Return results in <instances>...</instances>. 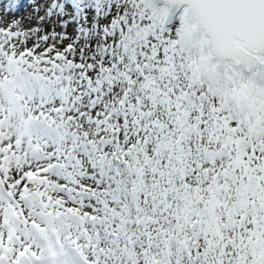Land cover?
Listing matches in <instances>:
<instances>
[{
  "label": "snow or ice",
  "instance_id": "1",
  "mask_svg": "<svg viewBox=\"0 0 264 264\" xmlns=\"http://www.w3.org/2000/svg\"><path fill=\"white\" fill-rule=\"evenodd\" d=\"M0 264H264V0H0Z\"/></svg>",
  "mask_w": 264,
  "mask_h": 264
},
{
  "label": "rangeland",
  "instance_id": "2",
  "mask_svg": "<svg viewBox=\"0 0 264 264\" xmlns=\"http://www.w3.org/2000/svg\"><path fill=\"white\" fill-rule=\"evenodd\" d=\"M29 11H30V9H29ZM22 14H23V16L27 15V11H25V10H21V12L18 13L17 15H18V16H22Z\"/></svg>",
  "mask_w": 264,
  "mask_h": 264
}]
</instances>
